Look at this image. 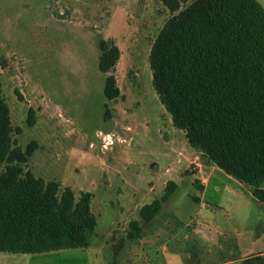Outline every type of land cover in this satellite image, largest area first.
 I'll return each mask as SVG.
<instances>
[{"label":"rangeland","instance_id":"374dc122","mask_svg":"<svg viewBox=\"0 0 264 264\" xmlns=\"http://www.w3.org/2000/svg\"><path fill=\"white\" fill-rule=\"evenodd\" d=\"M171 15L163 0H0L3 96L22 128L14 138L38 142L27 168L77 197L91 192L98 221L88 247L0 251V264H244L264 254V202L189 144L154 88L149 54ZM102 39L120 50L113 100ZM169 182L174 193L143 220ZM133 220L143 231L130 239Z\"/></svg>","mask_w":264,"mask_h":264},{"label":"trees","instance_id":"16d2710c","mask_svg":"<svg viewBox=\"0 0 264 264\" xmlns=\"http://www.w3.org/2000/svg\"><path fill=\"white\" fill-rule=\"evenodd\" d=\"M172 11L152 42L153 85L173 123L208 162L249 184L264 202V6L258 0H163ZM99 68L108 73L104 93L120 95L111 71L119 47L99 43ZM35 115L29 110L28 124ZM0 74V251L41 253L88 247L98 221L91 192L78 197L70 186L27 168L36 140L19 145ZM197 185L202 186L197 181ZM168 183L161 198L144 205L151 221L176 190ZM130 239L143 231L130 223ZM111 264H119L113 261ZM244 264H264V254Z\"/></svg>","mask_w":264,"mask_h":264},{"label":"crops","instance_id":"0c3cea01","mask_svg":"<svg viewBox=\"0 0 264 264\" xmlns=\"http://www.w3.org/2000/svg\"><path fill=\"white\" fill-rule=\"evenodd\" d=\"M204 183H205V180H204V179L201 180V184H202V186L204 185Z\"/></svg>","mask_w":264,"mask_h":264}]
</instances>
